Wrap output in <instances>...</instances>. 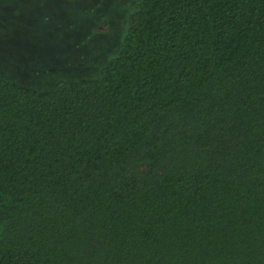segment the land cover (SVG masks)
I'll return each instance as SVG.
<instances>
[{"label":"trees","instance_id":"trees-1","mask_svg":"<svg viewBox=\"0 0 264 264\" xmlns=\"http://www.w3.org/2000/svg\"><path fill=\"white\" fill-rule=\"evenodd\" d=\"M115 54L0 76V264H264V0H141Z\"/></svg>","mask_w":264,"mask_h":264},{"label":"rangeland","instance_id":"rangeland-1","mask_svg":"<svg viewBox=\"0 0 264 264\" xmlns=\"http://www.w3.org/2000/svg\"><path fill=\"white\" fill-rule=\"evenodd\" d=\"M141 0H0V76L38 91L95 78Z\"/></svg>","mask_w":264,"mask_h":264}]
</instances>
